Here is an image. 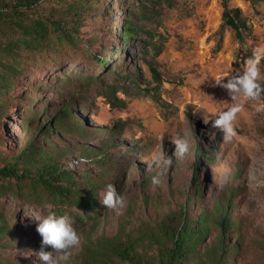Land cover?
I'll return each instance as SVG.
<instances>
[{
	"label": "rangeland",
	"instance_id": "obj_1",
	"mask_svg": "<svg viewBox=\"0 0 264 264\" xmlns=\"http://www.w3.org/2000/svg\"><path fill=\"white\" fill-rule=\"evenodd\" d=\"M228 2L251 29L243 43L221 28V0H32L29 7L0 0V170L67 106L76 122L66 125L82 132L40 135L36 145L50 157L41 162L70 173L78 191L85 175L96 181V205L82 208L54 203L34 185V169L20 181L0 174V264H41L34 217L49 212L70 216L81 236L66 264H127L107 248L103 256L90 249L102 238H147L205 216L207 232L185 263L201 264L218 244L219 202L234 224L226 244H236L224 264H264V96L236 114L231 141L212 127L231 106L213 81L243 71L264 48V0ZM37 23L46 28L39 41ZM127 25L135 36L124 43ZM258 82L264 86V59ZM176 138L189 144L183 158L174 153ZM109 184L123 207L101 203ZM138 244L146 257L158 251Z\"/></svg>",
	"mask_w": 264,
	"mask_h": 264
},
{
	"label": "trees",
	"instance_id": "obj_2",
	"mask_svg": "<svg viewBox=\"0 0 264 264\" xmlns=\"http://www.w3.org/2000/svg\"><path fill=\"white\" fill-rule=\"evenodd\" d=\"M18 4H22L29 7L32 4V0H13ZM254 2L255 0H248ZM222 16H221V28L230 29L235 36V39L239 43H243L247 38L251 36V29L248 26L246 18L242 15L239 8L229 6L228 0H221ZM128 22V21H127ZM54 30H57V23H52ZM34 33L33 38L39 41L40 33H46V28L37 23L34 28L31 29ZM120 31L123 34V42L127 43L133 38V30L127 25L125 28L121 27ZM42 37V36H41ZM68 41L73 43V37L68 36ZM118 50V49H116ZM100 64H107L105 60H98ZM151 72L155 75V70L152 68ZM68 107L65 106L58 113L59 115L54 120L44 124L37 130V134L34 139L22 150L20 155L14 158H10L3 169L0 170V174L6 178H12L20 181L21 178H27V175H32V170H35L34 185L38 188H42L45 194L48 195L52 201L58 205L64 204L67 200H72L78 204L79 207H89L94 202L95 196V183L96 181H90L87 175L84 177L85 189L78 191L75 188V180L70 173L58 171L55 167L47 162L50 157L47 156L43 143L40 146L36 145L39 142L38 137L41 135L46 138L48 135L55 133H79L82 129L79 126L66 125L69 120L74 121L72 113L67 112ZM50 149V148H48ZM38 158H41L40 160ZM17 164H22V175L18 176ZM41 164V165H40ZM47 164V165H46ZM40 165V166H39ZM91 204V205H90ZM90 205V206H88ZM223 207L222 203L216 207L217 216L215 225L218 226L220 233L218 236V244L207 249L206 257L209 260H203L201 264H224L226 263L225 254L234 252L236 244L231 246L226 244V236L228 233L233 232L234 224L231 223L227 208ZM92 209V208H91ZM207 218L205 216L199 217L195 221H191L184 217L180 224L167 225L161 229L158 235L149 233L147 238L143 236H116L113 239L102 238L95 243L91 249L95 251L98 256L105 255L107 248L110 255L119 259L122 263L127 264H185L189 257L194 254L197 246L202 242V236L207 232L208 225ZM193 225V227L191 226ZM3 232V226H0V234ZM124 235V233H123ZM143 242L146 245L154 244L158 245V251L151 257L137 251L138 243ZM170 245H169V244ZM149 256V255H148ZM5 264V263H2ZM82 264H96L92 259L84 261Z\"/></svg>",
	"mask_w": 264,
	"mask_h": 264
},
{
	"label": "clouds",
	"instance_id": "obj_3",
	"mask_svg": "<svg viewBox=\"0 0 264 264\" xmlns=\"http://www.w3.org/2000/svg\"><path fill=\"white\" fill-rule=\"evenodd\" d=\"M262 59H264V48H256L252 56L245 61L243 71L236 74L229 73L213 81V86H218L226 92L229 98L227 102L231 105L226 111L218 113L212 121V127L222 134L225 142L231 141L236 135L232 122L236 114L244 110L245 103L258 101L264 96V86L258 82ZM172 143L177 157L183 158L188 153L189 144L186 140L176 138ZM165 163L170 164V159L166 158ZM160 183L158 176L151 177L153 186H159ZM101 203L107 209L116 210L123 207L124 200L116 188L109 184L106 186ZM34 221L37 222L35 231L41 238L39 250L35 254L41 264H66L71 251L78 249L81 244V236L73 227L71 217L67 214L57 215L55 212H49L45 216L36 215Z\"/></svg>",
	"mask_w": 264,
	"mask_h": 264
}]
</instances>
